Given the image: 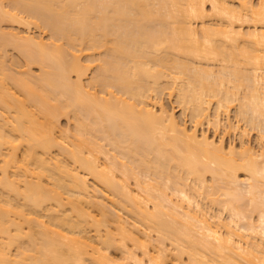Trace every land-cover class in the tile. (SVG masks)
<instances>
[{"label": "bare ground", "instance_id": "bare-ground-1", "mask_svg": "<svg viewBox=\"0 0 264 264\" xmlns=\"http://www.w3.org/2000/svg\"><path fill=\"white\" fill-rule=\"evenodd\" d=\"M0 264H264V0H0Z\"/></svg>", "mask_w": 264, "mask_h": 264}, {"label": "rangeland", "instance_id": "rangeland-1", "mask_svg": "<svg viewBox=\"0 0 264 264\" xmlns=\"http://www.w3.org/2000/svg\"><path fill=\"white\" fill-rule=\"evenodd\" d=\"M235 1H237V3L240 1V0H235ZM210 3L208 2V4H207V7H209L210 8V5H209ZM210 10H211V8H210ZM210 12H212V11H210ZM241 22V21H240ZM246 23V21L244 22V25H242L243 24V21H242V23H239L238 22V24H241L242 26V30H244L245 29V31H246V29H249V26H247L248 24H249V22L247 21V23ZM1 25H2V27L5 29V30H14V31H20V32H25V30H26V27H25V24H23V23H19V22H13V21H3L2 23H1ZM238 26V25H237ZM31 27H32V30H31V32H33V33H35V34H38L41 30L43 31V36L45 37V40H48L49 39V36H50V31L49 30H47V29H43V28H39V27H37L35 24H31ZM100 49L99 50H95L94 52L93 51H91V50H88V49H84V51L83 52H81V53H83L82 54V56L84 57L83 58V62L86 60L85 58L87 57L86 55L87 54H89V53H93L96 57L97 56H101L102 54H100ZM102 53V52H101ZM100 54V55H99ZM89 56V55H88ZM7 59H8V61L9 62H12V61H17V63H18V69L19 70H24V69H27V68H29L28 67V65L26 64V61H25V58H24V56L20 53V51L19 50H17V49H15V48H13V47H8V51H7ZM205 62V61H204ZM206 63V62H205ZM204 63V64H205ZM95 66V65H94ZM95 68V69H94ZM30 69L32 70V72L33 73H38L39 72V67L37 66V65H32L31 67H30ZM95 71H96V67H91L90 69H89V71H88V75H87V77H85V82L87 83L88 81H89V79L92 77V75H94L95 74ZM97 89H98V91H99V89L100 88H98V87H96ZM243 90V89H242ZM244 91V90H243ZM242 91V92H243ZM152 95H154V93H152ZM161 101H162V103L165 105V107L167 108V109H169L170 111H174L175 112V114H176V116L180 119L181 118V121H182V119H183V121H187L186 123H187V125L190 127L192 124V122L190 121L191 119H190V117H189V115L187 114H184L183 113V109H182V107H181V105L177 102V100H176V96L174 95V96H170L169 94H168V91L167 90H165L164 91V93L163 94H161ZM235 102V104H234V106L235 107H233V105H232V107H231V111H230V113H229V115H228V118H227V114H225V113H223V120H222V116H221V124L219 125V127H218V129H216L215 127V124H210V122H207V121H204L203 123V125L200 127L201 129H199V131L201 132V130L203 129V131H207V133L209 134V135H213L214 136V132L216 133L215 135L218 137V138H220L219 136H221V137H224V139H226L225 140V142H227L226 144H231V142H233L232 144H237L236 146L237 147H239L240 145H241V143H242V140L241 139H243V141H248L249 139V141L248 142H250L251 144H253V146H255L256 145V141H257V137H258V135H259V129H258V127H257V129L255 128V129H252V128H250V129H252V130H250L249 129V126H248V129L250 130V131H248L247 132V134L246 135H248V134H250V135H248L247 137H245V135L243 134L244 133V130L243 129H245L244 127H247V126H245L246 124L244 123V121H240L241 123H239L238 121H237V116L235 117V115H236V109H237V107H238V105L237 104H239V103H237V102H239V100L237 101H234ZM237 106V107H236ZM213 110H214V107H213ZM225 119V120H224ZM229 121H227V120ZM69 119L68 118H66V117H62V119H60V121H59V124H60V128H68V126H71L72 125V120H70V121H68ZM228 124H227V123ZM239 123V124H241L240 126L239 125H236V127H239V128H236L235 127V124H237V123ZM222 123H224V124H222ZM230 123V124H229ZM227 124V125H226ZM242 124H243V126H242ZM222 125V126H221ZM230 125V126H229ZM215 126V127H214ZM226 126H229V129H227V128H225ZM232 126H234L233 128H232ZM242 127V128H241ZM73 128V127H72ZM230 128H232V130H230ZM226 129H227V131H226ZM230 130V131H229ZM243 130V131H242ZM259 130V131H258ZM241 131H242V133H241ZM219 133V134H218ZM219 136H218V135ZM244 135V136H243ZM242 136V137H241ZM249 137V138H248ZM208 176V183H210L211 182V175H207ZM243 176V175H242ZM244 177V176H243ZM88 180H89V184H90V186L92 185V187L94 186V185H97V181L96 180H94L93 179V177L91 176V175H89L88 176ZM96 181V182H95ZM96 183V184H95ZM192 184V183H191ZM99 186V185H98ZM91 187V188H92ZM100 187V186H99ZM94 188V187H93ZM99 189V188H98ZM204 198H205V196H204ZM223 198V197H222ZM248 199V198H244L243 200H244V202L243 203H246L245 201ZM108 200V199H107ZM249 200V199H248ZM247 200V201H248ZM204 201H208L207 202V204L212 208V210H211V212L213 211L214 213V215L217 213H219L218 215H220L221 214V216H222V218L223 219H225V221H228V220H230L231 219V215H230V212L228 211H226V209H223L222 208V206H216V205H211V202H209L210 200H208L207 198H205V200H203V202ZM249 202V201H248ZM247 202V203H248ZM205 203V202H204ZM213 204V203H212ZM205 205H206V203H205ZM207 206V205H206ZM221 208V209H220ZM224 211H223V210ZM222 210V211H221ZM94 212H95V214H97V216H99L98 215V212H96L97 210H93ZM222 212V213H220V212ZM257 212H255V214H256ZM216 214V215H217ZM223 214V215H222ZM254 214V215H255ZM123 215H124V212H123ZM126 215V214H125ZM254 215H253V217H254ZM256 215H258V214H256ZM127 216V215H126ZM125 217V216H124ZM258 216H256V218H257ZM127 218V217H126ZM217 218V217H216ZM216 218H215V220H216ZM230 218V219H229ZM255 218V220H257ZM111 253H112V256L114 255V254H118L119 253V251L117 252V251H115V250H111ZM115 255L116 257L115 258H117L118 256H119V254L118 255ZM114 257V256H113ZM171 257V258H170ZM169 258L170 259H172V257L173 256H170ZM169 260V259H168Z\"/></svg>", "mask_w": 264, "mask_h": 264}]
</instances>
